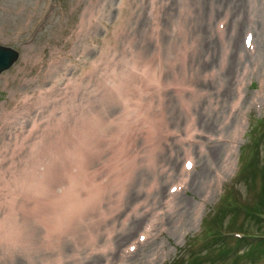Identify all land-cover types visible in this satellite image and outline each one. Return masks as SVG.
<instances>
[{"label": "rangeland", "instance_id": "obj_1", "mask_svg": "<svg viewBox=\"0 0 264 264\" xmlns=\"http://www.w3.org/2000/svg\"><path fill=\"white\" fill-rule=\"evenodd\" d=\"M225 11L218 0H0V46L16 54L0 71L1 239L56 224L59 234H101L99 245L117 234L113 253L89 255L95 264L254 263L246 244L233 247L256 225H239L233 205L212 216L226 194L240 207L264 202V37L237 31L255 64L220 95L216 74L233 40ZM184 60L193 64L185 78ZM80 107L98 112L87 137L57 142ZM48 167L56 193L73 184L74 204L50 203L25 180ZM204 225L229 233L223 254Z\"/></svg>", "mask_w": 264, "mask_h": 264}, {"label": "bare ground", "instance_id": "obj_2", "mask_svg": "<svg viewBox=\"0 0 264 264\" xmlns=\"http://www.w3.org/2000/svg\"><path fill=\"white\" fill-rule=\"evenodd\" d=\"M217 0H215L216 2ZM219 2H223L224 7H226L225 15H223L224 20H227V32L228 37L233 39L230 40V44L226 45V49L224 55L221 57V68L216 74V77L221 79V84L217 85V93L220 95H227L229 94L230 90L232 89V85L235 82L240 81L239 73L242 75L246 70V63L249 61L250 64H255V53L247 54V52H240L243 51V47L236 46L235 42L237 39V31L241 28H250L255 29L257 36L260 38L262 42L264 37V0H218ZM189 3V0H184V4ZM253 15V19L252 16ZM222 20V21H224ZM246 21V22H245ZM252 21V23L250 22ZM225 22V23H226ZM230 30L233 33L230 35ZM254 44V42H253ZM253 44H251L253 46ZM254 48V46H253ZM241 49V50H240ZM255 51V50H254ZM253 54V55H252ZM186 64L184 60V78L185 75L189 74L188 67L193 66V64ZM243 64V66H242ZM237 67L242 69L237 71ZM261 66V63L256 66ZM223 72V73H222ZM214 74V73H212ZM223 74V77H222ZM215 77L214 75H211ZM210 76V77H211ZM87 100L91 102V100ZM235 104V102H234ZM233 104V105H234ZM96 109V108H95ZM94 109V110H95ZM81 109L79 111H82ZM190 110V109H189ZM191 111V110H190ZM191 114L198 115V118L201 119L202 113L201 110H197L195 113L190 112ZM78 112V111H77ZM76 112V113H77ZM190 114L191 119H193V115ZM77 115H74V120L72 123H69L70 135L64 134L62 129H60L59 136L56 140L58 141H73V140H80L81 133L84 135L83 138L87 136L85 133L88 131L92 124V119L98 116L97 110L93 111L90 108H85L81 114H79L78 118H75ZM94 120L97 121L95 118ZM100 124V123H99ZM90 131V130H89ZM67 148V146H65ZM218 151V150H216ZM190 154V153H188ZM187 152L185 155H188ZM41 160V157H38V161ZM194 167V166H193ZM32 168L34 166L32 165ZM63 178H67L69 168L63 171ZM182 173L180 174V176ZM87 178L88 175H85ZM184 179H181L186 182L187 180V172H184V175L181 176ZM68 179V178H67ZM186 179V180H185ZM25 180L30 184L33 181H37L40 185L44 186V190L40 192V196L47 197L48 202L50 203H58V204H65V205H72L77 200L76 196L73 195V184L70 182H61L58 187H60V192L66 191V193H56L55 190V183L58 180V177L55 173H51L50 167L41 171H32L27 174ZM172 182V178L168 179V181ZM64 181V179H63ZM166 182V183H167ZM63 196L67 197L66 201L60 203L57 199H53V196ZM75 197V200H73ZM164 208H168V205L164 204ZM52 208L48 212V215L51 213ZM70 220V219H68ZM55 222V221H54ZM154 227V223L147 224ZM146 225V226H147ZM74 226V224H72ZM145 226V227H146ZM77 227V226H75ZM75 227L73 228L74 232H77ZM148 227V226H147ZM49 228V226H48ZM90 229V226L88 230ZM123 230L121 231V233ZM152 230L148 233H151ZM58 228H56V224H53L51 228H49L46 233L44 234H30V231L26 234H13L5 239L0 238V264H19L20 260H25L22 264H95L96 262L93 259H90L89 255H93L94 251L99 252L100 254H107L108 251L112 252L115 250V244L113 243L114 237L117 234L110 235L107 239H109V243H105L104 245H99V237L101 234H59ZM106 235V234H105ZM129 234H118L117 241L123 242L129 239ZM128 238V239H127ZM65 239H69L73 243L74 249L70 253H65ZM112 241V242H111ZM131 244H133L131 242ZM93 251V252H91ZM88 253L85 255V253ZM125 255L126 252L123 251ZM123 257V256H122ZM125 258V256H124ZM129 258V255L126 257ZM121 260V256H120ZM125 263L120 264H128L127 260H124ZM115 263V262H114ZM98 264V263H97ZM110 264V263H108ZM137 264V263H136ZM140 264V262H138Z\"/></svg>", "mask_w": 264, "mask_h": 264}, {"label": "trees", "instance_id": "obj_3", "mask_svg": "<svg viewBox=\"0 0 264 264\" xmlns=\"http://www.w3.org/2000/svg\"><path fill=\"white\" fill-rule=\"evenodd\" d=\"M225 197H226V202L223 204L221 203V205L218 204L220 206L218 207V209L214 212V215L212 216L216 218L217 215L222 210L226 209L224 208V206L226 207L227 205L228 206L233 205V208L229 214L230 216H233L234 213L238 211V209L241 210L243 215H242V221L240 222L239 225L242 226L244 219H246L247 222H250L249 224L256 225L257 228L254 229L253 233H250L248 232L249 228L247 225V228L243 230L240 237H235L233 248L237 249L238 246H240L241 244H246V249L243 251L242 255L249 258L250 263L254 262L253 264H264V205L261 209L257 208L261 204H264V202L257 204V205L246 204L245 206L240 207V205L230 203L231 201H230L228 194H226ZM225 197L223 199V202L225 201ZM216 220H219V217L216 218ZM204 234L211 236L210 239L212 240L217 239V242L210 245L212 247H215V246L217 247V253L222 252L223 254L225 249L228 248V246H226V244H228V240L226 236H229V235H225L224 232H221L220 228L215 227V226L214 227L205 226ZM206 252H207V249L205 250L203 254H206ZM200 254L201 252L197 253V255H200Z\"/></svg>", "mask_w": 264, "mask_h": 264}, {"label": "water", "instance_id": "obj_4", "mask_svg": "<svg viewBox=\"0 0 264 264\" xmlns=\"http://www.w3.org/2000/svg\"><path fill=\"white\" fill-rule=\"evenodd\" d=\"M16 58V54L12 50L0 46V71L8 68Z\"/></svg>", "mask_w": 264, "mask_h": 264}]
</instances>
